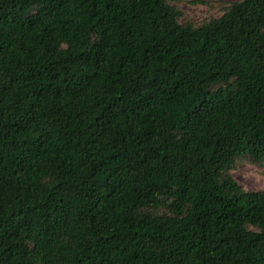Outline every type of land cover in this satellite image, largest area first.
I'll list each match as a JSON object with an SVG mask.
<instances>
[{
  "label": "trees",
  "instance_id": "16d2710c",
  "mask_svg": "<svg viewBox=\"0 0 264 264\" xmlns=\"http://www.w3.org/2000/svg\"><path fill=\"white\" fill-rule=\"evenodd\" d=\"M0 0V264H264V0Z\"/></svg>",
  "mask_w": 264,
  "mask_h": 264
},
{
  "label": "rangeland",
  "instance_id": "374dc122",
  "mask_svg": "<svg viewBox=\"0 0 264 264\" xmlns=\"http://www.w3.org/2000/svg\"><path fill=\"white\" fill-rule=\"evenodd\" d=\"M236 1L238 0H169L170 4L182 13L181 23H189L196 28L221 17ZM234 176L248 190L264 189V165H239Z\"/></svg>",
  "mask_w": 264,
  "mask_h": 264
}]
</instances>
